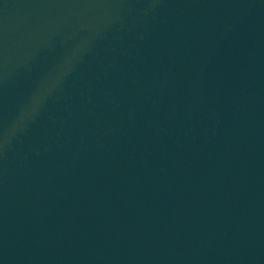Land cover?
Returning a JSON list of instances; mask_svg holds the SVG:
<instances>
[{
	"label": "water",
	"instance_id": "95a60500",
	"mask_svg": "<svg viewBox=\"0 0 264 264\" xmlns=\"http://www.w3.org/2000/svg\"><path fill=\"white\" fill-rule=\"evenodd\" d=\"M0 264H264V0H0Z\"/></svg>",
	"mask_w": 264,
	"mask_h": 264
},
{
	"label": "clouds",
	"instance_id": "9594fccd",
	"mask_svg": "<svg viewBox=\"0 0 264 264\" xmlns=\"http://www.w3.org/2000/svg\"><path fill=\"white\" fill-rule=\"evenodd\" d=\"M21 119H23V118H21Z\"/></svg>",
	"mask_w": 264,
	"mask_h": 264
}]
</instances>
